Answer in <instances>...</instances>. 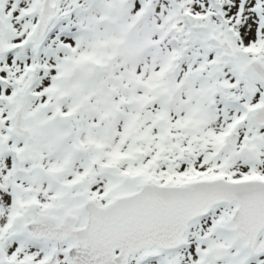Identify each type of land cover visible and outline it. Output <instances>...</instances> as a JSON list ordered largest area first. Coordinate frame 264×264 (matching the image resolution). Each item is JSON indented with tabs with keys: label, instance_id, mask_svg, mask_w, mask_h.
Returning <instances> with one entry per match:
<instances>
[{
	"label": "snow or ice",
	"instance_id": "1",
	"mask_svg": "<svg viewBox=\"0 0 264 264\" xmlns=\"http://www.w3.org/2000/svg\"><path fill=\"white\" fill-rule=\"evenodd\" d=\"M0 264H264V0H0Z\"/></svg>",
	"mask_w": 264,
	"mask_h": 264
}]
</instances>
